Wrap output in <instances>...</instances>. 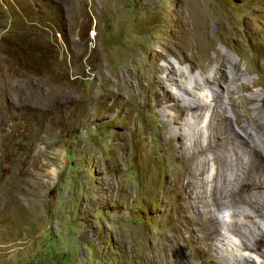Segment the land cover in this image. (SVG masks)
Returning a JSON list of instances; mask_svg holds the SVG:
<instances>
[{
  "label": "rangeland",
  "instance_id": "obj_1",
  "mask_svg": "<svg viewBox=\"0 0 264 264\" xmlns=\"http://www.w3.org/2000/svg\"><path fill=\"white\" fill-rule=\"evenodd\" d=\"M170 63L237 72L264 141V0H0V264H233L193 234L226 224L174 211L171 183L191 176L160 142Z\"/></svg>",
  "mask_w": 264,
  "mask_h": 264
},
{
  "label": "bare ground",
  "instance_id": "obj_2",
  "mask_svg": "<svg viewBox=\"0 0 264 264\" xmlns=\"http://www.w3.org/2000/svg\"><path fill=\"white\" fill-rule=\"evenodd\" d=\"M229 57L232 66L226 69L232 71L237 58L233 54H229ZM192 68L179 70L171 66L165 74L166 79L154 78L167 103V106L161 109L163 118L168 122L167 127L159 132L163 153L179 163H187L186 170L191 176L184 177L185 180L174 179L169 188L178 195L174 209L177 220L182 218L180 213H183L187 221L194 219V223L189 226L194 229L195 225L200 223L196 216L203 217L204 213L209 212L212 220L226 224V228L217 233L208 232L210 239L204 234L194 232L199 242L207 243L219 239L222 246H213L219 247L220 252L217 253L233 264H264V258L255 263L251 256L240 252L244 251L242 248L250 247L251 252L264 255L263 135L260 134L256 138L255 121L244 117L237 110L234 94L239 93V87L232 86L238 79L237 72L235 75H229L225 65L221 64L215 68L219 75L208 74L199 78L191 75ZM161 70L162 68L156 67V71ZM178 76L180 80H177ZM170 83L174 87H171ZM223 84L224 87H221ZM118 91L117 89V93ZM152 94L156 97L159 92L153 89ZM253 109L255 116L264 120V110L258 105ZM170 161L172 162L171 159ZM251 163L254 166L249 169L245 182L242 179ZM207 172L209 173L205 176ZM191 178L196 180V183ZM209 190L217 193L210 200L207 199ZM258 197H261V200L257 199ZM226 198L232 205L240 203V208L227 215L221 213L220 206L225 204ZM211 203L220 208L217 211L219 217L213 215L210 209L201 211V208L208 207ZM243 230L248 233L247 236H242ZM225 239L229 242H223ZM164 258L166 264L176 262L167 254Z\"/></svg>",
  "mask_w": 264,
  "mask_h": 264
},
{
  "label": "water",
  "instance_id": "obj_3",
  "mask_svg": "<svg viewBox=\"0 0 264 264\" xmlns=\"http://www.w3.org/2000/svg\"><path fill=\"white\" fill-rule=\"evenodd\" d=\"M24 264H34V263H24Z\"/></svg>",
  "mask_w": 264,
  "mask_h": 264
}]
</instances>
